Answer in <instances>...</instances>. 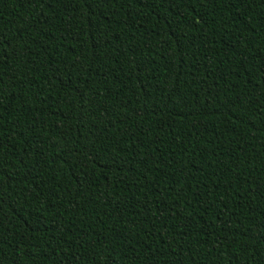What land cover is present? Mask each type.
<instances>
[{
  "label": "trees",
  "instance_id": "16d2710c",
  "mask_svg": "<svg viewBox=\"0 0 264 264\" xmlns=\"http://www.w3.org/2000/svg\"><path fill=\"white\" fill-rule=\"evenodd\" d=\"M0 40L3 264H264V0H0Z\"/></svg>",
  "mask_w": 264,
  "mask_h": 264
},
{
  "label": "snow or ice",
  "instance_id": "6c2138e0",
  "mask_svg": "<svg viewBox=\"0 0 264 264\" xmlns=\"http://www.w3.org/2000/svg\"><path fill=\"white\" fill-rule=\"evenodd\" d=\"M0 50H5V44H4V41L3 40H0ZM7 59H11V57H7ZM89 151L91 152L92 149H89ZM0 264H3V261L0 260Z\"/></svg>",
  "mask_w": 264,
  "mask_h": 264
}]
</instances>
